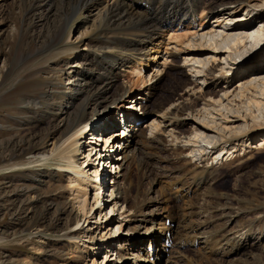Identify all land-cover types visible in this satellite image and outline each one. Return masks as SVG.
Masks as SVG:
<instances>
[{
	"label": "rangeland",
	"instance_id": "obj_1",
	"mask_svg": "<svg viewBox=\"0 0 264 264\" xmlns=\"http://www.w3.org/2000/svg\"><path fill=\"white\" fill-rule=\"evenodd\" d=\"M84 1L52 0L32 11L30 5L45 0H0V264H139L147 253L152 256L143 264H264V0H243L237 9L229 3L208 18L199 9L193 22L165 23L155 41L159 53L149 51L157 58L143 56L140 73L117 82L129 85L124 107L108 101L95 112L75 153L90 178L95 168L109 172L96 148L88 156L89 145L105 146L92 133L118 132L119 116L137 115L143 123H132L130 133L140 141L142 134L157 138L161 146L151 173L133 171L139 202L118 206L113 216L109 193L98 189V204L89 181L87 195L78 193L81 180L55 159L60 149L54 141H63L62 131L69 133L74 123L65 126L56 113H43L66 105L79 61L98 72L94 53L130 28L112 16L98 22ZM159 1L154 5L164 9ZM248 22L250 30L230 29ZM240 37L244 42L234 45ZM138 77L144 80L131 84ZM153 84V100L139 117L129 98ZM33 100L40 103L38 114ZM107 114L114 127L103 126ZM113 150L107 155L114 159ZM204 176L210 181L201 184ZM173 185L187 196L165 202L160 189ZM183 205L189 209L182 211ZM164 224L176 232L170 240L157 236ZM240 233L249 237L225 254L223 240L237 241Z\"/></svg>",
	"mask_w": 264,
	"mask_h": 264
},
{
	"label": "bare ground",
	"instance_id": "obj_2",
	"mask_svg": "<svg viewBox=\"0 0 264 264\" xmlns=\"http://www.w3.org/2000/svg\"><path fill=\"white\" fill-rule=\"evenodd\" d=\"M159 2H161L160 5H162L163 3L162 6H164V9L161 8L160 10V8L155 6L153 0H85L83 6L88 8V11L90 12V16H93L94 12L98 13V15L100 16L98 22H100L102 16L104 15L106 17L112 16L114 19H116L115 21H118V23L121 24L122 23L127 24V27L130 28H125L124 32H121L116 36H114V38H116L115 39L116 42L106 43L107 45L104 46L107 47L106 51L100 49L99 53H94L95 57L92 64H95L93 68L96 71L98 70V72H92L93 70L88 67L89 66L88 61H79V63L77 64L79 68L78 69L79 78L77 79L78 82L77 84L72 85L73 89L69 94H67L68 98L66 101L67 102L66 105L61 103L56 106L55 104V106H53L52 108H48V110L47 109L43 110V113H45L46 115L56 113L54 114V116L61 118V121H64L65 126L69 122L74 123V126H72L73 128L72 130L69 131V133L68 132L65 133L64 131H62L61 136H63V139L65 138L63 141H61L62 140L61 137L57 138L56 141H54V147H56L57 143H59L57 149H60L55 159H58L63 163V167L65 171L69 172L70 174L74 173L75 177H78L77 179L81 180L80 184L78 185L79 188L78 193H83V195H87L88 186L84 185V182L89 181L88 184L91 182L90 186L97 191V193L95 194H96V202L98 204L101 201L100 191L104 189V183H99V176L104 175L105 171L104 172L102 170L99 171L98 168H95L93 171L95 176L93 179L90 178V176L86 173V171L82 167H80V165L77 164L75 153L79 150L78 147H79L80 139L83 136L85 137L87 135V130L89 129V127L90 129L92 128L93 125L91 124L93 122L92 118L94 115H96L95 112H97L99 107L105 105L108 101L111 102V105L109 107H118V105L121 108L124 107V104L122 103H124L126 99L125 95L128 92L127 88L129 85L126 84L127 82L125 84L117 83L119 78L122 75L133 76V75H137V73H140V71L143 69L141 68V65L143 63V56H147L148 54L147 56L148 60L151 58L153 59L157 58L156 55L153 56L154 53H159L158 52L159 49H157V47L159 46L158 44H156L155 41L157 39V36L160 35V31L162 30V28L165 27L166 25L165 23H167V25L169 26H173L177 24V22L181 23L187 19H190L193 22L197 18V12L199 9L203 10V12L207 10V12L205 13L206 14L208 13V15L205 18H208V16L213 13L220 15V11L218 9L220 7L222 8L223 6H227L229 3L235 4L236 9L245 4L244 3L245 1L243 0H160ZM43 4L44 6L47 5L51 6L52 0H45L44 3L42 4L39 3L36 6L30 5L29 9H32V11H37L38 8L42 7ZM141 6H145L146 9H144L142 12L140 11L141 12L140 13L137 10L141 9L140 8ZM205 23H206V19L202 22V25H204ZM251 28H252V24L251 22H248V23L240 24V26H233L230 29L250 30ZM209 32H210L209 34H213L211 32H214V30L213 31L211 30ZM202 34H204L205 36L207 34L208 36V33H202ZM254 35L255 34L253 33L252 36ZM105 38H107V40L106 39L105 40L108 41V37ZM211 40L209 42L210 45L213 46L214 48L213 50L215 51L219 50L217 41L215 40V43H213L214 41L211 42ZM243 42L244 39L240 37L235 40L234 45ZM149 51L153 52V54L149 53ZM124 71H126L127 73L124 74ZM142 80L144 79L141 77H138L136 80H133L132 78L131 80L132 83L131 82L128 83L137 85V83H139ZM154 90H155V85L153 84V86L150 85L146 89L145 93H142V95L134 97V101H139L144 103L139 108L141 112L146 113L147 107H149L146 103H148L149 100H153L151 96ZM132 93L133 91L129 93V95ZM128 97L129 96H127V98ZM129 100L131 105L134 101L131 98H129ZM254 102L256 104L260 103L258 99L255 100ZM31 103L33 104L32 111L38 114L39 110H37V105H39L40 103L35 102L34 100ZM109 115L111 114H107L102 117L105 123L103 124V126H106L108 128L112 127V125L110 124L112 123L111 122L112 119H110V117L112 116ZM139 115H140L139 117H141L142 113H140ZM130 116L131 115H128L127 117ZM108 121H110V123H108ZM131 124L129 126H131ZM258 125L261 124L258 123ZM259 129L256 130L258 131ZM127 131H128L127 135H121L119 130L118 132L111 131L109 134H105V135L103 134L105 130L102 133L103 135L95 134L93 132L92 134L96 136L95 140L93 141L97 142L104 139L105 146L104 149L102 150L101 148H98L96 146L89 145L91 150L89 151L88 156L93 154L96 148L99 158H102V156L104 157V155L108 156L107 151L114 149L115 146L120 145V149H118L116 153L117 157H115L114 159L111 157V160H113L116 166L118 165L119 167V174L115 176V178L117 179L114 180L113 183L114 185L112 186L115 189V193L117 195L114 194L113 191L110 192V194L112 195V200H111L112 204L110 207L111 210L109 212L110 216H113L115 214L116 208L118 206L121 207V205H124L125 203L130 204L134 202L132 203V205L133 207H135L137 202H139V200L136 202L134 201L136 198L141 196V193H139L138 191V184L136 185L135 177H133L134 169L136 168L138 171L145 170L147 173L148 172L151 173L156 168V165L159 162L157 160L158 157L156 154L161 146L159 145L158 142L160 141L157 138L147 140L146 138H144V135L142 134L141 137L143 139H141L140 141V139L135 138L137 136L136 134H134V132L130 133L131 131L130 127ZM125 133L126 131L124 130L123 134ZM110 141L111 143L108 144ZM89 142L91 143V139ZM134 144L135 147H132ZM139 145H141V147ZM97 152H95V154ZM46 155H47L46 153L42 154L44 159L47 158ZM113 169L114 167L112 166V171ZM112 171L109 172L113 173ZM120 176L124 179L128 187L123 188L121 186L119 180ZM207 176L202 177V179L200 178L201 179L200 183L201 182H203V184L208 183L210 181V177ZM161 179L162 178L157 177V179H155L154 182L156 184L158 182L159 184ZM98 189L100 191H98ZM174 189L178 190V186L173 185L169 189L168 188L160 189L161 196L165 200V202L173 198L177 199L176 197L184 198L185 196H187L184 194L183 191L179 192V191H175ZM183 208L189 209L184 205L180 209L182 210ZM147 221L149 220L147 219ZM165 225L166 224H164L163 229H161V232L158 233L157 236L165 235L166 239L170 240V238L176 232H173L172 228L167 227ZM240 234L241 236H239V239L237 241L231 238L223 240L226 241V245H228L227 249L224 251L225 254L228 255L237 252L240 246L244 244L247 237H249L247 236L248 233L247 234L240 233ZM75 235L76 234H72L70 237H74ZM187 239L188 236L186 237L185 240L182 241V243L186 242ZM206 246L209 247L210 245L208 244ZM141 256L139 255L138 257L140 258ZM151 256H152L151 253H147L145 257H141V262L139 264H143L142 262L148 261V258H151ZM247 262H249L248 259L245 260V264H247Z\"/></svg>",
	"mask_w": 264,
	"mask_h": 264
}]
</instances>
